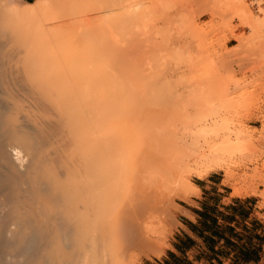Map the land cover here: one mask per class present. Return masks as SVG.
I'll use <instances>...</instances> for the list:
<instances>
[{
    "label": "rangeland",
    "instance_id": "374dc122",
    "mask_svg": "<svg viewBox=\"0 0 264 264\" xmlns=\"http://www.w3.org/2000/svg\"><path fill=\"white\" fill-rule=\"evenodd\" d=\"M50 1L51 0L46 1V3H48H45V5L41 4L43 7H46V9L42 10L47 11L50 9V6L47 7V5H50ZM124 1V3H126V5L128 4L127 6L130 8L129 12L131 11L133 13L130 12L132 15L130 19L135 20L134 24L131 20V25H129L132 27L138 23L137 26H139H133L135 29L132 28V31L129 29L131 28L130 26L127 28V21L126 28L131 30L128 32L129 34H126L127 30H121L120 28L121 35L119 36L128 39L130 44H128V41L124 44V41L126 42V40L121 41V37L119 38L117 34L120 32H115L116 29L113 30L114 32L111 30L113 32H111V38L114 37V39H117L116 44L118 45H116V48L121 51V53L125 50L124 53L126 52V54L130 56L129 60L124 53V55L122 54V56L126 57V62H130L133 59L135 62L133 67H135L134 69L136 72L138 69L143 76L144 74H147L149 78H151L149 79L147 75H145L144 77L148 78L147 81H152L153 77L156 76L158 78L160 76L158 80L159 83L162 82V85L161 83H157L158 87L160 86L159 88H155L157 85L153 86L155 81H158L157 78H154V82L152 81L153 87L151 86V89L149 88L150 86H147L148 88L146 89V84L144 86L140 83L141 87L138 85V82L135 83V85L133 84V87L137 86L139 90H150L151 92L149 93H155L153 95H156L157 98L161 97V102H158V100L153 99L154 97H152L151 94L148 95L149 97H152L150 105L152 104L155 108L158 107L156 110L160 112V115H158V112L156 113L157 115H153L155 109L151 108L150 105L149 107L153 110L146 106L149 102L145 104L146 100L144 101L142 97L145 94L142 95L140 93L141 90L139 91L136 89L137 87H130L134 90L130 89V91H133L131 92L130 97H134L132 98L134 99V103L130 97L128 102H130V104L132 103V112L136 110L138 111L137 113L134 112L132 117L135 116V113L138 114V117L135 116L134 121H129V119L127 121V118H124L125 116H119L117 119L115 118L116 121L119 120L118 122L122 123L123 120L125 122H123L124 125H122L123 123H119L122 126L120 130H103L100 135L101 140L109 142L103 144L102 141L103 150L101 149V160H104V162L100 163V167H102L100 170L102 169L101 176H104L103 178L100 177V182L102 188L101 194H104V196L100 195V205L103 204L100 206V209L102 210V212L100 210V224L95 226L97 227L98 232L93 230L95 227H92V229L89 227L92 232L86 228L88 231L85 229L87 237L84 235L85 237L82 239L83 246L82 244H79L73 245L75 247L72 248L71 246L65 248L63 246L52 245L48 247V251H46L47 248H45V251L40 249V251L36 252V255L39 257L35 255L28 259L25 254L20 253L18 256L21 257H18V259L24 258L25 260H28L26 263L29 264H44L42 256L45 253L46 255L44 254V256H47L50 260V264H111L110 259L108 258L109 256L104 252L106 250V235L104 236L103 233L105 232L104 223L107 220L106 218H108L107 215L114 210L113 206H116V204L118 205L120 202L118 199H121L123 196L121 203L124 204L125 202L123 203V201H126V199H132V201L127 200L126 203L129 207H126L135 213L136 210H139L137 212L139 213L143 208L136 209L137 204L132 202L138 201L139 204L140 202H144L142 204L146 207L143 209L144 211L142 210L140 212V218H138V214L136 216L135 213L133 214L132 212V214L134 215V219H136V217L139 219L140 222L138 221V223L141 228L142 225L145 227V229L143 227L142 230L144 232L146 231V234H144L147 238V243L151 246L149 256L143 255L137 256L136 258L133 256L129 264H247L245 263V260L249 257L257 256L259 244L264 240V0ZM2 2L3 0L0 2V6L4 4H2ZM4 5L3 7H5ZM41 5L39 7H41ZM20 7L23 9V6H19L17 9L23 12L25 8L22 10ZM2 9L3 8H1L0 11L4 12H0V16L1 13L5 14L6 11L7 13L5 15L2 14V18H0V21H3L2 24L4 23L3 25L0 23V29L4 28L6 30L4 32H6L7 35L5 36L7 38L9 32L12 31L11 26H13V30L15 31L16 27H14V25L19 27L18 24L21 22V27L28 28L24 23V26L22 25V22L27 19L26 17H24V21L19 20L21 19L20 17H23L24 15H18L19 19L15 16L19 21L13 20V13L10 12L13 10H7L10 9L7 7L3 10ZM135 9L137 10L135 11ZM146 10L148 12H146ZM49 11L50 10H48L47 13ZM137 11L140 14L137 13ZM38 13H41V10L38 11ZM43 13H45V11ZM134 13L137 15L139 14L138 18H136V14L134 15ZM150 13L154 15H151ZM45 16L47 17V14ZM45 16L43 14L42 18L41 16L39 17L44 19ZM6 17H8L9 23L12 20L11 23L17 21L18 24L14 23V25H10L11 23L9 24L7 22L8 20ZM4 20H6L5 22H7V25L9 24L10 31L8 30V32L7 29H9V27L6 29L7 25L2 27L5 25ZM28 20L30 19L26 20V24ZM98 21V18L94 19L95 23ZM124 26H126V24H124ZM21 27L18 29L16 28L17 33L19 29H22ZM1 33H3V31ZM13 33L12 36H14ZM22 34H19L21 39L24 37ZM4 37H0L4 42L3 45V42L0 41L2 42V44H0L2 47L6 44L8 45L9 40L11 39L8 38L7 40V38ZM26 37L27 35L25 38ZM28 37H30V34ZM14 38L17 40L20 37L17 38L15 35ZM14 38H12V40H15ZM4 39L7 41H4ZM23 39L21 41L25 43L26 40L24 42ZM26 39L28 42L29 38ZM118 39L120 41H118ZM30 41L31 40H29V43ZM36 41H34V43ZM92 41L97 43V38L93 36ZM22 42L19 43L17 40V44L14 45L18 46L23 44ZM120 42H123L122 45L119 44ZM13 43H16V41L10 42V48H13ZM26 44L23 45L25 46ZM9 46L2 49L7 50ZM22 46L21 48L23 49ZM18 48L20 47L18 46ZM13 49L16 50L15 48ZM126 62L124 59L122 63ZM132 62L127 63L126 65L132 67ZM150 83L151 82H149V85ZM142 87L145 88L143 89ZM153 88L156 90L154 89V91ZM136 91L138 93L133 95ZM145 97L146 96H144V98ZM149 99L151 100V98ZM153 101L154 103L157 101L158 104L156 103L155 106ZM136 103L137 106L135 105ZM140 106L141 108H144L141 110V108H138ZM133 107L135 109H133ZM146 107L149 109L148 111H146ZM139 109L141 111H139ZM150 110L153 112L152 115L150 112L151 116L147 114ZM143 112L144 115L141 114V117L140 113ZM202 113H204V115ZM198 114L200 117L197 116ZM159 116H163V118H160ZM168 116L171 119H168ZM142 118H145V121ZM131 119L133 120V118ZM103 121L105 122L106 120ZM171 122L173 126L170 125ZM136 123L139 124V127L142 125L143 128H137V130H135L136 128L133 129L134 127H137ZM157 123L163 127L160 128L161 126H155ZM164 123L168 124L170 127ZM119 124H116V127L119 126ZM127 126H131L130 131ZM146 126L148 127L144 128ZM151 126L154 128L153 131L150 129ZM168 127L170 130H168ZM212 127L215 128L213 132H202V129L209 130ZM174 129L176 131H174ZM166 131L169 132L170 135L169 133H166ZM135 133H138V135L142 133L140 135V138H142L141 140H144L141 141L142 143L140 142L138 135ZM163 133L164 136H162ZM112 134H115L116 136H112ZM145 134L148 135V139ZM151 134H153V137L150 136ZM135 135L137 137H135ZM166 135L168 136L167 139L170 137L168 140L166 139ZM119 136L121 137V144L118 141ZM114 137L117 140L114 141ZM131 138H133V140L135 139V143ZM144 138L148 140H146L147 143L151 140L154 150H152V154V147L150 148L151 144L149 146ZM136 139L140 142L139 144L141 146ZM225 139L231 143H236L234 150L225 154L219 163L211 165L201 171L195 170L198 156L207 151L209 145ZM162 140H167L168 143ZM131 142L135 144L134 147L133 144L131 146ZM143 142H145V144H143ZM118 143L119 145H117ZM154 143H158L160 149L159 146ZM169 143L172 144L170 145ZM126 144L129 148L131 146L133 150L137 148L133 151V155L132 150L126 154L128 152L127 150H129ZM172 145L173 147L177 146L173 149ZM139 146L141 152H145H143V155L140 150H138ZM145 147L147 148L145 149ZM161 147H163V149ZM161 149L163 150V153L161 152ZM136 151L138 152L136 153ZM164 151H166V153ZM154 152H156V155ZM122 154L123 157H121ZM144 154H146L149 159H154L149 160L151 162L148 164L146 163L147 159L144 160L146 157L141 160L142 156L144 157ZM124 155H127L128 158L129 156L130 158L132 156L133 159H138L132 160V158H129L130 161ZM140 155L141 157L139 159L138 156ZM158 155H162L163 157L166 155L168 159H166V157L162 159V156L158 158ZM103 156H105L104 159ZM114 156L115 159H123L125 157L123 160L126 162L121 159L123 164L121 163L119 166L120 162L118 161L116 164L117 160L115 161ZM156 156L157 159H155ZM169 158L172 159L170 160ZM106 160L108 161L106 162ZM137 160H140L139 163H136ZM143 160L146 161L144 162L145 164H143ZM153 160H156V163ZM167 160H170V162ZM174 160L177 163L173 162L175 164H173L172 167L171 164L166 166L167 163H172L171 161ZM128 161H130L131 166ZM124 162L126 168L124 167ZM127 164L130 168H128ZM132 164L134 166L136 164V168ZM163 165L166 167H163ZM148 166L153 169L154 172H156L155 170L160 171L159 173L163 171L165 173L164 175L162 172L164 175L163 178L165 176L167 178H164L165 180L162 178V180V174H160L161 177L159 178V176H157L158 174L155 175L153 172H150L151 169H149ZM121 167L126 169V173L123 174L122 172H119L121 171L119 169ZM141 167H144L142 174L141 171L143 169ZM172 168H174V171ZM175 168L178 169L179 172L176 171ZM145 169H147L146 172ZM179 169L182 171V177L178 174L181 173ZM138 170L140 171L138 172ZM122 171L124 172V170ZM144 172L145 174L148 172V175L143 174ZM117 174L120 175L119 179L118 176H116ZM132 174L135 175L133 176V179L131 178ZM178 175L182 179L178 178ZM149 176H151V178H149ZM115 177L117 179H115ZM168 177L171 178L170 182ZM101 179L104 182L101 181ZM121 179H126L129 182H121ZM117 180H119V184L117 183ZM140 180H149V183L145 181L146 183L142 184L143 181L139 184L138 181ZM159 180L163 182L161 183ZM120 182L123 185L125 184L124 188ZM154 183L156 185H154ZM163 183L164 185H162ZM171 183L172 187L170 186ZM193 184L196 186H193ZM143 185H145V187ZM165 186L170 187L166 188ZM120 187H122V189H120ZM116 188L119 192L117 191L116 193L111 194V192H115ZM125 188L130 189L132 192H134L133 189H135L137 190V193L136 191L135 193H131L130 190H127V193L130 192L129 196L126 192H123L126 190ZM152 189H158V191L156 190L155 192V190L153 191ZM118 193H121L122 196L118 195ZM111 195H114V199ZM109 196L113 201H110L111 199H109ZM102 197L104 198V201ZM156 200L159 202L157 203ZM147 203L151 205H148ZM134 207L136 208L134 209ZM148 209L151 210L149 211ZM105 211H108L107 215L105 214ZM150 213L153 216H150ZM144 214L148 215V218H146ZM149 217L151 218L149 219ZM153 220L154 222L151 223ZM147 222L149 223L148 225L143 224ZM93 232L96 234L91 235ZM187 233L191 234L193 237H190ZM90 237L93 239H89ZM175 240H183V250L177 254L171 251L172 246L175 244ZM53 247H56L54 248L56 249V252ZM59 247L61 248V251H59ZM68 248H70V250H66ZM73 250L76 251V255L74 254L76 258L79 257L78 262L75 260L73 262L72 260L75 258V256L72 258V253H74ZM79 250L84 254H81ZM57 251L60 253V256H58ZM71 251L73 252L70 253ZM68 253L69 255L71 254V256H69ZM216 254L221 255L222 258H219ZM24 259H22V261L19 259V264H22L23 262L25 264ZM70 259L72 261H70ZM249 264L254 263L250 262Z\"/></svg>",
    "mask_w": 264,
    "mask_h": 264
},
{
    "label": "bare ground",
    "instance_id": "6f19581e",
    "mask_svg": "<svg viewBox=\"0 0 264 264\" xmlns=\"http://www.w3.org/2000/svg\"><path fill=\"white\" fill-rule=\"evenodd\" d=\"M46 1L49 0H32L30 2L23 0H3L2 2V4L3 3L5 4V5L3 4L5 7L10 8L7 10H13L10 11L13 13V15L15 14L14 16L12 15V18L14 17L13 20H17L16 17L19 19L18 15L20 16V14H22V16L24 15L23 17H20L21 18L19 19L20 21L21 20L24 21L25 19L24 17L30 20H28L27 24L25 23L27 19H25V21L22 22V25L24 23V25L28 27V28L24 27L25 28L24 29L23 27L20 26L21 22L18 24L17 21L19 20H17L16 22L13 21V23H11L12 22L11 20L10 21L11 24H10L8 17H6L8 20L7 22L10 25H14V23L15 24L17 23L19 27L22 28L21 30L19 29L17 33L16 28L18 26L14 25V27H16L15 31L13 30L14 29L13 26H11L12 31L9 32L8 38H11L10 40L13 42L16 41V43H13V45L17 44V40L19 41V43L22 42L21 40L24 38L23 40L24 42L26 40V42L25 43L22 42V43L23 44L28 43V44H26L25 46L23 44H20L21 46L23 45L22 46L23 49L21 48L20 45H18L20 48H18L17 45H14L17 47L13 46V48L15 49L18 48L21 50L18 49L14 50L13 48H10L9 46L11 42L10 40L8 45L5 43L7 45V46L5 45L6 47L5 46L2 47L0 45V264H19L20 262L18 261L20 260L22 261V259H24V258L22 259L19 258L20 260L18 259V257H21L18 256L20 255V253L25 254L28 257V259H30L34 257L36 255V252L40 251V249L45 251L44 249L47 248L46 251H48V247L52 245L54 246L58 245L60 247L63 246L65 248L68 246H71V248L75 247L73 245H79L83 243L82 239L85 236L87 237L86 231L88 230L91 231L92 227L94 228L95 226H97V224H100L99 223L100 214H101L100 206H102L103 204L102 203L100 205V195L104 196V194H101L102 188L100 182V177L103 178L104 176V175L101 176L102 169L100 170V168H102L100 167V163L104 162V160L103 161L101 160L102 157L101 149L103 147L102 141L103 144L107 142L106 140H105L106 142H104V140H101L100 137L101 132L103 130L108 131L111 129L120 130L122 126L119 123L121 122H118L119 120L116 121L117 117L119 116L121 117L125 116L124 118L125 119L127 118L126 119L127 121L128 119L129 121L130 120L134 121V117L135 116L138 117L137 116L138 114H136L138 112L137 110L134 111L136 113L135 116L132 117L134 113L132 112V107H131L132 103L130 104V102H128L129 97L131 96V92L134 91L132 88H130L133 87V84L135 85V83L137 82L139 83L138 85H140L141 83V85L143 84L145 86L146 84V89L148 88L147 86H150L149 88L151 89L153 86L159 83L158 78L160 76L158 78L156 76L153 77L152 79L153 82H154V78L155 79L157 78L158 80L155 81L156 84L154 83L153 85L152 84L153 82L151 80L147 81V79L149 78L147 74H144V76L147 75L148 77L145 78L138 69L136 72V70L134 69L135 67H133L135 65L133 59L130 62L129 61L126 62V57L127 59L130 60V56L127 55L126 52L124 53L125 50L121 53V51H119L116 48V45H118L116 44L117 39H114L113 36H112L113 38H111V34L114 32L113 30L116 29L115 32L117 31L120 32L117 33L118 37L120 38L121 36L119 35H121V30H127L126 34H129L128 32H130L132 28L135 29L133 26L135 25L137 26L138 24L137 23L132 27L130 26L131 25L130 22L133 21L134 24L135 20L130 19L132 17V15L130 14L131 11L129 12L130 8L129 6H127L128 4L126 5V3H124L125 2L124 0L123 1L122 0H51L49 3L50 5H47V7L50 6L49 7L50 9H48L50 11L48 13H47L48 10L47 11L42 10V9H46V7L45 6L43 7V5H41V4L45 5ZM3 5L0 6V9L1 8L5 9ZM40 5L41 7H39ZM19 6H23V9L25 8V10H23L22 7H20L23 10V12L19 11V9H17L19 8ZM137 9H135V11ZM40 10L41 13H38V11ZM44 11L47 14V17L45 16L46 14L43 13ZM0 12H4V11H0ZM146 12L148 11L146 10ZM6 13L7 11L5 12V14ZM137 13L139 12L137 11ZM2 14L4 13H1V16ZM43 14L45 18L43 17L44 19H41ZM135 14L136 13H134V15ZM138 15L136 14V18H138ZM1 16L0 18H2ZM39 16H41V18ZM97 18L99 19V21L95 23L94 19ZM5 21L6 20H4V22ZM127 21H128V27L126 23ZM2 22L0 21L1 24ZM7 22H5L4 26H2L4 23L1 26L5 27L7 25ZM9 24L6 26V29L7 27H9ZM124 24H126V26H124ZM129 26L131 28H129ZM126 27L131 30L127 29ZM3 29H0V34H1L0 37L2 38L5 35H7L6 32H4L6 30ZM8 30L10 31V27L9 29H7V32ZM2 31L3 33H1ZM22 31L23 34L24 33L26 34L23 35ZM29 31L32 33H30ZM28 32L30 34V37H28L29 36ZM12 33L14 36H12ZM19 34L20 35L22 34V36L24 37H22L21 39V36ZM15 35L17 38L20 37L19 38L20 40L19 39L16 40V38H14ZM26 35H27L26 38H29L28 42L27 39L25 38ZM93 36L97 38V43H94L92 41ZM2 38H0V41H2L1 40ZM4 38L7 37L5 36ZM12 38H14L15 40H12ZM122 38L123 37H121V41L126 40V42L124 41V44H126L128 39L123 38L122 40ZM7 40L4 39V41ZM29 40H31L30 43ZM34 41L36 42L34 43ZM118 41L120 40L118 39ZM2 42H0V44H2ZM122 43L120 42L119 44L122 45ZM128 44H130L129 41ZM8 46L9 48L7 50L2 49V48H7ZM123 53L125 54L126 57L122 56ZM123 58L125 59L126 63H122L124 61ZM131 62H132V67L130 65H126L127 63H131ZM145 79L147 82L145 81ZM149 82H151L150 85ZM160 83L162 85V82ZM159 87L158 85L157 87L155 86V88H159ZM142 88L144 89L145 87ZM155 88H153V90ZM130 89H132L133 91H130ZM136 89L139 90L138 87ZM146 89L144 90L147 93L140 89L141 90V91L139 90L140 93L142 95L145 94L143 96L141 94L140 95L143 97L144 101L146 100L145 104L149 102L148 105H146L149 109L151 108L155 109L153 111L154 113L151 111L153 109H151L147 114H149V116H151L152 113L153 115L154 114L157 115L156 113L158 111L156 109H158V107L155 108L152 106V104L150 105L151 103L150 101H152V97H154L153 99H156L158 100V102H161L160 100L161 97L160 98L158 97L159 98L158 99L156 95H153L155 93L152 92L153 94H151L149 93L151 91L150 90L147 91ZM136 93L138 92L137 91L134 92L133 95ZM149 94H151L152 97L151 96L149 97L148 96ZM144 96H146L147 98L146 97L144 98ZM132 98L131 100L133 101L134 99ZM149 98H151V100ZM154 101L153 104H155L156 106V103L158 104V102L156 101L154 103ZM137 103L135 104L136 106ZM149 105L151 106V108L149 107ZM147 107H146V111L149 110ZM135 108L133 107V109ZM138 108H141V106ZM141 110L139 109V111ZM141 114L144 115V112L140 113V115ZM199 114L197 116H199ZM202 114L204 115V113ZM158 115H160V112H158ZM131 118H133V120ZM160 118H163V116ZM142 119L145 121V118ZM168 119L171 118L168 116ZM103 120L106 121L104 122ZM123 122L124 121L122 120V123ZM172 122L170 125H172ZM114 123H116L117 125L119 124V126H117L118 128ZM124 123L122 125H124ZM136 125L137 127H134L133 129L136 128L135 130H137V128L138 129L143 128L141 124H140L141 127H139V124L137 123ZM156 125L161 126L160 128L163 127L162 125H158V123L155 124V126ZM130 127H129V131H130ZM147 127L148 126L144 128ZM150 129H152L151 131H153L154 129L153 126H151ZM168 130H170V128ZM214 130L215 128L212 127L209 130L202 129V132L204 133L213 132ZM174 131L176 130L174 129ZM166 133L169 132L166 131ZM141 134L138 135L137 133L136 135H138V138H140ZM153 134H151L150 136H152ZM114 135L112 134V136ZM136 135L135 137H137ZM120 136L118 137L119 143L121 140ZM147 136L148 135H146V137ZM162 136H164V133ZM167 137L168 136L166 135V139ZM131 139L133 140V138ZM141 139L142 138L139 139L140 142L144 141ZM144 139L146 142L148 137L147 139L146 138ZM115 140L117 139L114 137V141ZM167 140L166 141L162 140V141L168 143ZM133 142H131V146ZM140 142H138V144ZM145 142H143V144H145ZM119 143L117 145H119ZM138 144L136 143L137 146ZM147 144L150 146L151 140ZM156 145H158L160 149V145L158 143ZM235 145H236L235 142L231 143L226 139L209 145L208 150L201 153L198 156L197 166L195 167V170L201 171L210 167L211 165L219 163L225 154L234 150ZM131 146L130 148L127 146L129 150H127L128 152L126 151L127 152L126 154H128L130 150H132V155L134 154L133 151H135L137 148L133 150ZM134 146L135 144H133V147ZM140 146L138 147V150H140ZM151 147L152 144L150 148ZM175 147H173V149ZM146 148L147 147H145V149ZM161 148L163 149V147ZM162 149L161 152L163 153ZM152 150L153 147L151 148V154L154 151ZM137 152L138 151H136V153ZM143 152L144 151L141 152L142 155ZM164 152L166 153V151ZM154 153L156 155V152ZM123 154L121 157H123ZM161 156L158 155V158ZM164 156L166 157V155ZM104 157L105 156H103V159ZM125 157H127V155ZM125 157L123 159H125ZM138 157L140 159L141 155ZM165 157L162 156V159ZM129 158L128 160H130L131 158L132 160L138 159V158L133 159L132 156L130 159ZM143 158H145L144 160L147 159L146 160L147 162L143 160V164H145L144 162L149 164L151 162L149 160L154 159V158L149 159L148 156H146V154H144V157L142 156L141 160ZM121 159L120 158L115 159V161L117 160L116 164L118 161L120 162L119 166L122 163ZM155 159H157V156ZM166 159L168 158L166 157ZM170 160L167 161L170 162ZM107 161L108 160H106V162ZM130 161H128V163L131 166ZM139 161L140 160H137L136 163H139ZM153 161L155 162L156 160ZM125 162H124V167L126 166ZM171 162L172 163H167L166 166L171 164L172 167L173 164L177 163L175 162V160ZM164 166L165 165H163V167ZM124 167H121L123 169L119 168L121 170L119 172H122L123 174L126 173L125 172L126 167L125 168ZM134 167L136 168V164ZM128 168L130 167L128 166ZM141 168L143 169L141 171L142 174V172L144 171V167ZM149 169L151 168L149 167ZM173 169L174 168H172V170ZM122 170H124V172ZM146 170L147 169H145V172ZM139 171L140 170H138V172ZM155 171L156 172H154L153 169H151L150 172H153V174L155 175L158 174L157 176H159V178L162 176L161 179L165 175L163 171H161V173H159L160 171L158 170ZM176 171H178V169H176ZM145 172L143 174H145ZM162 172L164 175L162 174ZM160 174L162 175L160 176ZM178 174H180L181 177L183 175L182 171L181 173ZM116 176H118L119 179L120 175L117 174ZM133 176L135 175L134 174L131 175L132 179ZM170 177H168L169 182L171 179ZM181 177L178 175V178L182 179ZM149 178H151V176H149ZM164 178L167 177L165 176ZM115 179L117 178L115 177ZM101 181L103 180L101 179ZM118 181L119 180H117V183ZM122 181L126 182L127 180L121 179V182ZM143 181L144 180H140L138 181V183L140 184V182ZM145 181L142 184L146 183ZM148 181L147 183H149ZM121 182L120 184L124 188L125 184L123 185ZM164 183L162 185H164ZM154 185L156 184L154 183ZM143 186L145 187V185ZM170 186L172 187V183ZM193 186L196 185L193 184ZM122 187H120V189H122ZM125 189H123L125 190L123 192L130 190L128 188ZM133 190L134 192L130 190L131 193H135V191L137 193V190L135 189ZM152 190L154 191L155 189ZM156 190L158 191V189ZM117 191L119 192V190H117L116 188L115 192H111V194L116 193ZM129 194L130 192L127 193V195ZM118 195L122 196L121 193H118ZM122 197L121 199H123ZM109 199H111L110 201H113L114 197L112 199L109 196ZM119 199L118 201L120 202L118 203L117 201L118 205L115 203L116 206H113L114 210H112L111 213L109 212L110 214L107 213L109 210L105 211L106 212L105 214L106 215L108 214L107 215L108 218L105 217L107 219L104 223L105 232L101 231L104 233V236L106 235V244H105L106 250L104 252H106V254L109 256L108 258L110 259L111 264H124V263L129 264L133 256H135V258L137 256H143V255L149 256L150 255L149 251H151V246L147 243V238L145 236L146 231L144 232L142 230L144 226L142 225L141 228V226L138 223L139 219H137V217L136 219H134L133 214L135 212L129 210L126 207V206L129 207V205L126 203L127 200L132 201V199H126V201H123V203L125 202L124 204L126 205L122 204L121 199L120 200ZM158 202L159 201H157V203ZM132 203L137 204L136 206L137 208L134 207V209L135 208L141 209V207L145 209L146 207L145 205L142 204L144 202H140L139 204L138 201H133ZM142 210H140V212ZM148 210L150 211L151 209ZM138 211L139 210H136L135 216L138 214V218H140L139 217L140 212L137 213ZM149 215L153 216L151 215V213ZM145 216L146 218H148L147 217L148 215ZM150 218L151 217H149V219ZM148 222L143 224L148 225L149 224ZM152 222H154V220L151 221V223ZM89 227H91V229ZM93 230H96V232H98L97 227H95ZM93 234L96 233L93 232L91 235ZM89 239H93V238L90 237ZM83 245L84 244H82V246ZM54 248L56 247H53V249ZM55 250L56 249H54V251ZM66 250H70V248ZM80 250L79 252L81 253ZM59 251H61V248ZM73 251H71L70 253H72ZM75 252L76 251L72 253V258L73 256L76 255ZM44 254L42 256V260L44 264L45 263L50 264V260L47 258V256H44ZM59 254L60 253H58V256H60ZM69 256H71V254ZM78 259L79 257L76 258L75 256V258L72 260L73 262L74 260L78 262ZM72 260L70 259V261ZM26 262H28V260H25V264H29ZM22 264H24V262Z\"/></svg>",
    "mask_w": 264,
    "mask_h": 264
},
{
    "label": "crops",
    "instance_id": "0c3cea01",
    "mask_svg": "<svg viewBox=\"0 0 264 264\" xmlns=\"http://www.w3.org/2000/svg\"><path fill=\"white\" fill-rule=\"evenodd\" d=\"M23 1H27L30 2L32 0H23ZM190 237H193L191 234L187 233ZM183 244V240H175V244L172 246L171 251L174 252L175 254L180 253L183 250L182 247ZM219 258H222L221 255L216 254ZM258 255H259V251L257 252V256L254 257H249L245 260V263L249 264L250 262H254L258 259Z\"/></svg>",
    "mask_w": 264,
    "mask_h": 264
},
{
    "label": "built area",
    "instance_id": "2783aa9c",
    "mask_svg": "<svg viewBox=\"0 0 264 264\" xmlns=\"http://www.w3.org/2000/svg\"><path fill=\"white\" fill-rule=\"evenodd\" d=\"M254 264H264V240L259 244L258 259L253 262Z\"/></svg>",
    "mask_w": 264,
    "mask_h": 264
}]
</instances>
